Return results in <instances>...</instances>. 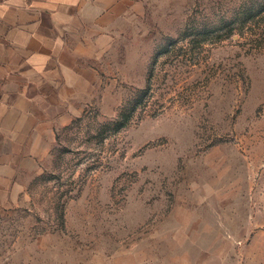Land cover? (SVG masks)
I'll list each match as a JSON object with an SVG mask.
<instances>
[{
	"label": "rangeland",
	"instance_id": "374dc122",
	"mask_svg": "<svg viewBox=\"0 0 264 264\" xmlns=\"http://www.w3.org/2000/svg\"><path fill=\"white\" fill-rule=\"evenodd\" d=\"M261 0H125L91 84L0 206V264H264Z\"/></svg>",
	"mask_w": 264,
	"mask_h": 264
},
{
	"label": "crops",
	"instance_id": "0c3cea01",
	"mask_svg": "<svg viewBox=\"0 0 264 264\" xmlns=\"http://www.w3.org/2000/svg\"><path fill=\"white\" fill-rule=\"evenodd\" d=\"M125 0H0V206L38 170L94 77L84 63Z\"/></svg>",
	"mask_w": 264,
	"mask_h": 264
},
{
	"label": "trees",
	"instance_id": "16d2710c",
	"mask_svg": "<svg viewBox=\"0 0 264 264\" xmlns=\"http://www.w3.org/2000/svg\"><path fill=\"white\" fill-rule=\"evenodd\" d=\"M258 23L260 27H257L259 33H252L256 35L257 38L260 36H264V0L256 2V5L251 4V6L247 7L245 10V21H255Z\"/></svg>",
	"mask_w": 264,
	"mask_h": 264
}]
</instances>
